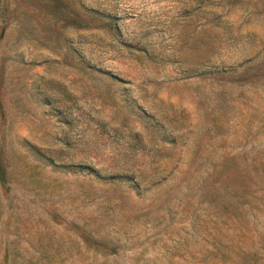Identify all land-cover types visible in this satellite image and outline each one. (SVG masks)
<instances>
[{
    "label": "rangeland",
    "instance_id": "374dc122",
    "mask_svg": "<svg viewBox=\"0 0 264 264\" xmlns=\"http://www.w3.org/2000/svg\"><path fill=\"white\" fill-rule=\"evenodd\" d=\"M0 264H264V0H0Z\"/></svg>",
    "mask_w": 264,
    "mask_h": 264
}]
</instances>
